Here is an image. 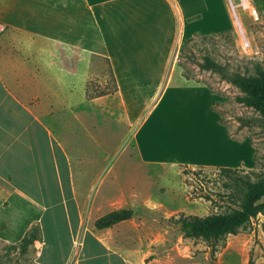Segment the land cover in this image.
Returning <instances> with one entry per match:
<instances>
[{"label":"crops","instance_id":"obj_1","mask_svg":"<svg viewBox=\"0 0 264 264\" xmlns=\"http://www.w3.org/2000/svg\"><path fill=\"white\" fill-rule=\"evenodd\" d=\"M65 1L11 0L12 5L0 6V32L6 30L23 52L5 64L0 60V241L20 243L37 226L38 264H136L126 247L110 241L112 228L92 227L91 220L101 217L95 186L104 179V167L82 205L73 160L87 158L70 154L63 137L70 128L63 125L72 116L79 119L80 106L113 99L121 105L122 120L134 129L141 161L162 163L171 148H189L177 139L162 147L150 140L152 129L166 121L190 132L194 117L208 114L213 128L221 125L212 109L214 94L205 83L183 75L178 51L184 41L229 30L232 22L221 0L218 9L211 0ZM96 35L102 43L97 58L108 63L116 91L89 100L85 75L91 68L85 64L96 56L74 48ZM73 57L82 61L75 69L64 61ZM171 92L188 108L153 120ZM145 96L149 103L159 98L147 116L133 109Z\"/></svg>","mask_w":264,"mask_h":264},{"label":"rangeland","instance_id":"obj_2","mask_svg":"<svg viewBox=\"0 0 264 264\" xmlns=\"http://www.w3.org/2000/svg\"><path fill=\"white\" fill-rule=\"evenodd\" d=\"M221 1L232 27L194 37L188 44L184 41L177 59L183 75L186 73L189 79L205 83L211 89L215 96L212 109L217 112L222 127L213 128L209 124L213 117L208 114L207 118L194 117L190 132L184 130L187 129L184 125L182 131L176 122H162L152 129L151 145L162 147L169 141L174 144L177 139L188 143L189 148H171L165 156L167 161L151 164L140 160L133 140L134 129L122 120L121 105L113 99L80 106L79 119L72 116V122L63 125L70 128L63 134L70 154L87 158L83 162L73 160L78 187L84 193L82 205L104 167L100 177L104 179L95 186L97 216L112 210L132 211L129 220L110 227L107 235L115 245L126 247V254L136 264H264V198L259 203L261 211L237 234L216 241L186 237L177 222L181 217L214 216L240 209L247 192L245 182L256 181L264 174L262 116L238 100L242 92L221 73L201 66L211 56L224 66L228 75L237 72L255 75L264 71V0H250L259 11V20L251 17L242 0ZM65 2L69 5V0ZM211 3L218 9L217 0ZM7 5H12L11 0H0V6ZM5 31L0 32V60L4 64L9 58H19L17 53L23 56L16 47L18 44L8 39ZM61 34L68 33L63 30ZM91 38L94 40L74 48L93 51L96 56L85 64L86 69L91 68L85 75L89 100L116 91L108 63L97 58L102 43L97 35ZM64 61L72 69L82 62L75 57ZM158 96L150 103L145 96L140 101L142 106L133 109L147 116L159 101ZM162 100L153 120L163 112L188 108L182 105L184 102L179 103L176 93L171 92ZM96 220H91L92 227ZM35 234L38 238V231ZM38 249L36 241L17 244L0 241V264H38Z\"/></svg>","mask_w":264,"mask_h":264},{"label":"trees","instance_id":"obj_3","mask_svg":"<svg viewBox=\"0 0 264 264\" xmlns=\"http://www.w3.org/2000/svg\"><path fill=\"white\" fill-rule=\"evenodd\" d=\"M194 38L189 39L191 43ZM202 68L221 73L230 83L240 89L242 95L238 100L244 105L253 108L260 113L264 121V71L257 74L225 73L224 66L207 56ZM189 79L188 74H184ZM247 192L242 198L240 209L230 213L214 216H189L181 217L177 220L180 224L184 236L189 238H202L209 241H216L223 236L237 234L258 212L261 211L260 202L264 198V174L256 181L247 180L245 182ZM132 211L129 209L113 210L95 221L94 227L97 230L110 228L118 223L129 220ZM38 227H34L23 241H36L39 239L35 232Z\"/></svg>","mask_w":264,"mask_h":264},{"label":"built area","instance_id":"obj_4","mask_svg":"<svg viewBox=\"0 0 264 264\" xmlns=\"http://www.w3.org/2000/svg\"><path fill=\"white\" fill-rule=\"evenodd\" d=\"M242 4L244 5L245 8L249 9V13L254 20L260 19V14L258 9L251 4L250 0H242ZM1 30L2 28L0 27V31Z\"/></svg>","mask_w":264,"mask_h":264},{"label":"bare ground","instance_id":"obj_5","mask_svg":"<svg viewBox=\"0 0 264 264\" xmlns=\"http://www.w3.org/2000/svg\"><path fill=\"white\" fill-rule=\"evenodd\" d=\"M42 245V244H41Z\"/></svg>","mask_w":264,"mask_h":264}]
</instances>
